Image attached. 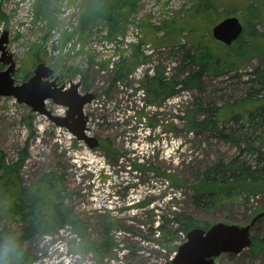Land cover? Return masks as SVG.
I'll return each instance as SVG.
<instances>
[{"label":"rangeland","instance_id":"rangeland-1","mask_svg":"<svg viewBox=\"0 0 264 264\" xmlns=\"http://www.w3.org/2000/svg\"><path fill=\"white\" fill-rule=\"evenodd\" d=\"M253 1L255 12L259 14L264 10V0ZM38 3L39 0H0V32H8L6 47L13 54L16 69L28 70L30 56L35 53L52 68L61 65L84 70L90 67L87 89L95 93V98L84 110L89 116L88 133L105 142L107 147L91 150L82 142L76 143L66 130L54 127L45 116L30 112L29 107L17 104L13 98L0 97V150L8 164L18 161L21 152L26 155L18 169L24 186L33 184L47 171L64 175L63 185L70 193L65 204L86 222L93 237L110 226L118 246L104 260L84 254L81 259L68 262L62 256L65 251L69 253L74 236L68 229H62L57 235L36 236L27 243L36 257L33 264H171L182 236L173 232L176 227L171 222L172 230L164 239L160 238L161 234L155 233V227L161 225L159 217L168 213L171 221L170 211L178 208L208 224L245 225L255 212L264 211L262 193L249 196L246 208L238 201L226 202L213 212L200 211L190 205L192 193L187 186L193 183L195 174L212 161L231 159L237 150L208 133H191L183 120L185 111L194 107L196 97L217 106L244 98L249 87L246 72L257 65V60L227 76L205 78L202 93L185 90L162 101L159 107L148 105L136 90L137 81L144 74H151V68L159 63L171 69L188 51L189 43L182 39L175 47L151 44L148 48L138 43V51L149 56L147 63L139 66L124 82L112 84L110 64L117 54L131 56L134 34L126 38L134 45L129 49L120 48L114 38L106 39L104 28L98 23L87 40L81 42L75 30L77 25H73L70 32L62 29L59 15L63 9L69 11L68 0H51L45 7ZM138 6L127 32L139 27L142 41L161 37L164 32L159 30L156 34L153 27L170 15L180 16L189 4L185 0H141ZM239 12L236 9V13ZM52 29L61 33V38L54 39L58 41L54 56L44 52L50 45ZM59 80L65 83L82 79L77 74L71 79ZM46 104L55 114H63L62 107L50 101ZM27 116L33 117L31 132L26 128ZM135 166L143 168L139 170ZM152 167L178 176L187 184L174 187ZM1 205L6 207L7 204L0 201ZM16 224L14 227L19 228ZM252 234L258 238L253 251L245 250L236 256L223 254L215 262L264 264V219L255 225Z\"/></svg>","mask_w":264,"mask_h":264},{"label":"trees","instance_id":"trees-1","mask_svg":"<svg viewBox=\"0 0 264 264\" xmlns=\"http://www.w3.org/2000/svg\"><path fill=\"white\" fill-rule=\"evenodd\" d=\"M50 1L39 0L38 4L45 7ZM140 1L83 0V9L75 29L78 39L86 41L98 23L102 24L107 38L122 35L132 20L131 17L138 11ZM185 2L189 7L180 16L170 15L169 20H163L153 27L156 34L159 30L164 32L161 37L145 38L142 41L149 42L152 46L175 47L184 39L185 43L190 44L188 51L171 69L167 70L161 63L155 65L151 75H143L137 89L143 91L146 104L159 107L162 101L185 90L202 93L205 90L204 79L207 77L227 76L232 71L247 68L257 60V65L246 72L249 87L246 88L244 98L217 106L212 101L206 103L196 97L194 107L186 110L183 118L191 133H208L221 142L235 146L237 150L231 159L212 161L195 174L193 183L187 186L192 193L190 205L200 211L213 212L226 202L238 201L246 208L249 196L264 194V10L259 14L255 12L256 4L253 0ZM236 9L240 10L239 14ZM229 15L242 18L244 28L236 41L230 46H224L211 37L210 30L211 25ZM138 50L139 45H136L131 56L120 57L114 63L112 84L124 82L137 66L147 62L149 56ZM30 57V69H18L14 77L16 82L18 79L26 80L31 74V68L44 60L37 53ZM55 70L62 80L79 74L82 79L81 89L88 90L90 67L81 70L59 65ZM32 118L27 116L25 119L26 128L30 132ZM106 147L107 144L100 141L99 148L105 150ZM25 156L21 152L18 161L8 164L0 150V201L7 204L6 207L0 206V220H3L0 223V261L4 264H33L36 257L27 243L36 236L57 235L62 229H68L70 234H74V239L69 244L72 253H88L99 260L107 258L118 245L110 232V226L93 237L86 222L64 202L70 193L63 185L62 174L45 172L30 186L22 185L18 169ZM118 156H115L114 161ZM135 168L140 170L143 167ZM151 169L166 176L174 187H185L187 184L178 176L162 173L153 167ZM170 213L173 217L171 221L167 213L166 216L159 217L161 225L155 229L162 239L172 230L171 222L176 227L173 232L177 235H185L194 227L208 226V223L199 221L185 210L177 208ZM16 222L20 225L19 228L14 227ZM252 238L249 250L254 248L258 240L255 236ZM262 240L264 242V237ZM10 241L15 243L16 249L8 254L3 252V248Z\"/></svg>","mask_w":264,"mask_h":264},{"label":"water","instance_id":"water-1","mask_svg":"<svg viewBox=\"0 0 264 264\" xmlns=\"http://www.w3.org/2000/svg\"><path fill=\"white\" fill-rule=\"evenodd\" d=\"M242 28L236 16H228L214 25L211 34L215 40L230 45L241 34ZM0 35V63L7 65L4 70H0V96L15 98L18 104L27 105L32 112L46 116L54 126L68 129L77 141H82L88 148L96 147L98 139L87 134L88 116L83 114L84 106L94 99V94H80L77 91L79 82L70 81L69 87H65V84L58 86L56 77L48 79L53 70L44 62L34 67L33 74L27 80L16 84L13 79L15 61L5 47L8 42L7 31L4 30ZM46 100L65 107V116L52 114L46 108ZM263 217L264 211H260L245 225L216 222L206 230L190 229L185 241L177 248L172 264H217L214 259L220 254L238 255L250 246L252 225Z\"/></svg>","mask_w":264,"mask_h":264},{"label":"clouds","instance_id":"clouds-1","mask_svg":"<svg viewBox=\"0 0 264 264\" xmlns=\"http://www.w3.org/2000/svg\"><path fill=\"white\" fill-rule=\"evenodd\" d=\"M15 249H16L15 243L10 241L8 244L4 246L3 252L11 254L15 251ZM0 264H4V262L0 261Z\"/></svg>","mask_w":264,"mask_h":264}]
</instances>
